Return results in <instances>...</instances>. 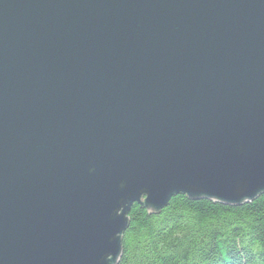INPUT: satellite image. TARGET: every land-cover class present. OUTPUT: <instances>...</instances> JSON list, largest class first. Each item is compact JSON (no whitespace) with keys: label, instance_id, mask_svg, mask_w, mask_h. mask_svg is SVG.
I'll use <instances>...</instances> for the list:
<instances>
[{"label":"water","instance_id":"obj_1","mask_svg":"<svg viewBox=\"0 0 264 264\" xmlns=\"http://www.w3.org/2000/svg\"><path fill=\"white\" fill-rule=\"evenodd\" d=\"M264 194V0H0V264H118L133 204Z\"/></svg>","mask_w":264,"mask_h":264},{"label":"trees","instance_id":"obj_2","mask_svg":"<svg viewBox=\"0 0 264 264\" xmlns=\"http://www.w3.org/2000/svg\"><path fill=\"white\" fill-rule=\"evenodd\" d=\"M128 218L118 264H264V194L240 206L176 195Z\"/></svg>","mask_w":264,"mask_h":264}]
</instances>
